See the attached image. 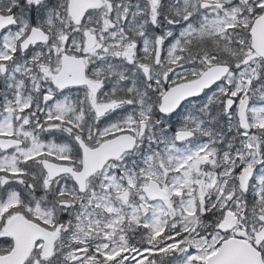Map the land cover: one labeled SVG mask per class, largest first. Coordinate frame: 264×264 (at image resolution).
Listing matches in <instances>:
<instances>
[{"label":"snow or ice","instance_id":"obj_1","mask_svg":"<svg viewBox=\"0 0 264 264\" xmlns=\"http://www.w3.org/2000/svg\"><path fill=\"white\" fill-rule=\"evenodd\" d=\"M0 264H264V0H0Z\"/></svg>","mask_w":264,"mask_h":264}]
</instances>
